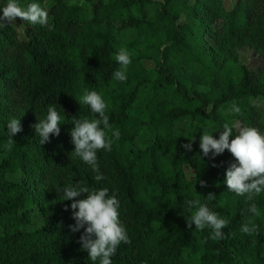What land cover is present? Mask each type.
<instances>
[{
	"label": "trees",
	"instance_id": "obj_1",
	"mask_svg": "<svg viewBox=\"0 0 264 264\" xmlns=\"http://www.w3.org/2000/svg\"><path fill=\"white\" fill-rule=\"evenodd\" d=\"M86 1L91 15L83 5L51 0V27L20 18L21 29L0 27V264H98L78 242L83 230L69 228L72 201L58 194L76 183L118 195L130 243H121L112 264H264V192L248 201L229 191L226 170L236 163L231 152L203 157L200 137L186 151L181 145L190 138L174 128L186 118L216 139L226 123L233 135L245 126L264 133L251 103L264 99V0ZM6 3L0 0V9ZM120 48L132 61L124 82L113 78ZM245 51L258 68L242 62ZM227 63L238 70L236 84L223 74ZM92 90L120 131L110 152L97 153L100 181L71 154L72 120L95 116L79 103ZM55 103L66 116L61 111L59 136L50 134L41 145L32 126ZM226 104L240 111L222 114ZM13 117L21 119L22 131L8 150L6 126ZM208 192L214 201L205 200ZM190 199L209 203L229 221L224 239H211L209 228L187 227L196 210L188 209ZM253 202L258 216L246 211ZM249 219L259 226L250 235L241 231Z\"/></svg>",
	"mask_w": 264,
	"mask_h": 264
},
{
	"label": "clouds",
	"instance_id": "obj_2",
	"mask_svg": "<svg viewBox=\"0 0 264 264\" xmlns=\"http://www.w3.org/2000/svg\"><path fill=\"white\" fill-rule=\"evenodd\" d=\"M0 27L15 24L17 18L26 21L31 25H40L51 27L49 24V13L39 3H30L22 6L18 0H7L6 5L0 9ZM120 67L114 71L113 78L124 82L127 80V69L131 64V56L126 48H120L115 56ZM79 103L90 107L94 118L81 119L74 118L70 135L72 143L75 145L71 153L80 158L83 162L91 166L93 171L97 172L95 179L100 181L104 179L99 173V163L97 153L99 150L111 151L115 140L120 138L119 129H113L109 123V116L106 114L108 105L104 98L97 91H86L81 97ZM235 112H239L238 107H234ZM62 106L55 104L48 105L47 116L44 119H38V122L32 127L35 133L40 137V144L50 142V134L59 136L62 123ZM7 133L9 136L6 148L11 150L15 143L13 136L22 131L21 119L10 118L7 123ZM231 138V139H230ZM181 145L186 151H192V142ZM199 147L203 157L214 160L216 156L222 154L226 149L231 152L236 160L226 170V184L232 193L237 196H245L248 201L264 192V133L256 127H239L233 135V127L229 124L223 126L219 138L216 139L213 133L204 130L200 136ZM213 167H217L215 163ZM201 187H207V182L199 180ZM58 193V192H57ZM60 199L72 201L70 207L73 225H69L71 232H81L79 243L81 247L87 250L89 259L98 264H112L111 257L117 252L121 243H130V238L126 226L120 220V200L115 191L111 192L107 187L89 189L81 186L79 183L65 185L58 193ZM82 194H86L81 197ZM205 197L207 202H212L216 196L208 192ZM198 199L185 201L188 209L195 212L186 219L187 227L195 225V229H211V239L222 240L225 238V229L229 221L221 216L219 212L213 211L209 203ZM67 210V207L66 209ZM246 211L254 216L259 215L256 203H251ZM259 226L247 220L241 227L245 234L258 232Z\"/></svg>",
	"mask_w": 264,
	"mask_h": 264
},
{
	"label": "rangeland",
	"instance_id": "obj_3",
	"mask_svg": "<svg viewBox=\"0 0 264 264\" xmlns=\"http://www.w3.org/2000/svg\"><path fill=\"white\" fill-rule=\"evenodd\" d=\"M50 1L51 0H45V5L43 7L45 10H46V5ZM66 2L69 6L83 5L86 12L88 13V15L92 14L90 7L86 3L87 2L86 0H66ZM14 23L15 24H12V25H14L15 27H17V28L19 27L20 29L22 28V23H20L19 21H15ZM134 54L138 55V56H142V54H143L142 49L136 48ZM242 62H244L246 65H248L249 67H251L253 69L259 67V64L256 61V58L254 56H252V54L250 52L245 51L242 53ZM223 74L227 78V80L233 84H236L240 79V75L238 73V70L231 63L226 64V66L223 69ZM251 103L253 104L255 109L261 114V121L264 124V99L253 98L251 100ZM234 107H235L234 104H226L221 108L220 111L222 114H233V113H235V111L233 110ZM174 128H175V130L178 131V133H180L183 136L190 138V139H192L193 137H194V139L200 137L202 135V131H203V128L201 126H199L195 123L194 124L191 123L190 120L186 119V118H181L180 120H178L177 123L174 125ZM34 189H35L36 193L39 192L36 183L34 184Z\"/></svg>",
	"mask_w": 264,
	"mask_h": 264
}]
</instances>
